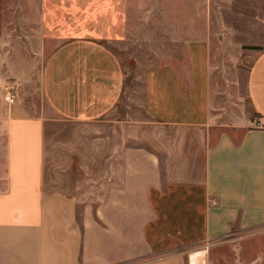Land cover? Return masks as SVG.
<instances>
[{
  "label": "crops",
  "instance_id": "obj_1",
  "mask_svg": "<svg viewBox=\"0 0 264 264\" xmlns=\"http://www.w3.org/2000/svg\"><path fill=\"white\" fill-rule=\"evenodd\" d=\"M162 7L171 17L140 21L156 49L139 63L135 113L119 106L115 50L134 27L128 0H39L47 110L0 34V80L16 96L0 264H203L197 244L264 225V0Z\"/></svg>",
  "mask_w": 264,
  "mask_h": 264
},
{
  "label": "rangeland",
  "instance_id": "obj_2",
  "mask_svg": "<svg viewBox=\"0 0 264 264\" xmlns=\"http://www.w3.org/2000/svg\"><path fill=\"white\" fill-rule=\"evenodd\" d=\"M169 3L171 5L172 0H128L129 23L134 24V27L130 29L125 43L115 48L126 65L127 91L119 104L120 107L124 108V106L132 104V111L137 110L134 96L138 95L136 91L140 84L139 63L145 57L144 53L151 52V48L153 51L156 49V45L142 43L140 21L143 19L142 21L155 25V20H162L163 13L171 17L173 13L162 12V5L167 6ZM38 4L39 0H0V34L4 38L5 54L14 64H19L21 72L26 73L30 78H28L30 88L26 89L28 101L33 109L45 110L46 104L39 90L38 76L52 45L44 42L40 36ZM180 15L183 19L188 20L189 18V12L186 10H182ZM155 57L156 55H154ZM7 91L8 83L0 80V187L3 186L5 177L4 116L7 103L4 100V94ZM249 117L252 121L251 126L257 127L262 124L255 112L251 111ZM235 131L238 135L241 129ZM196 251L197 255L200 254L201 259L203 254V264H264V225L243 231L235 230L234 227L227 235L197 244Z\"/></svg>",
  "mask_w": 264,
  "mask_h": 264
},
{
  "label": "built area",
  "instance_id": "obj_3",
  "mask_svg": "<svg viewBox=\"0 0 264 264\" xmlns=\"http://www.w3.org/2000/svg\"><path fill=\"white\" fill-rule=\"evenodd\" d=\"M16 99L15 93L9 89L5 94H4V100L8 103L13 102Z\"/></svg>",
  "mask_w": 264,
  "mask_h": 264
}]
</instances>
